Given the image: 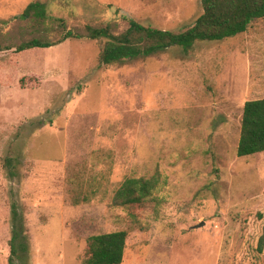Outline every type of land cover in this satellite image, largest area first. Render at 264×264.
Instances as JSON below:
<instances>
[{
	"label": "rangeland",
	"instance_id": "1",
	"mask_svg": "<svg viewBox=\"0 0 264 264\" xmlns=\"http://www.w3.org/2000/svg\"><path fill=\"white\" fill-rule=\"evenodd\" d=\"M33 2L46 20L18 19ZM201 14V0H0L1 45L52 44L0 55L12 96L0 91V264L19 221L16 264H82L87 239L115 231L127 233L122 264H264V152L236 154L243 105L264 99V18L107 66L103 40H63L121 34L130 19L182 33ZM152 176L150 202L113 201L126 179Z\"/></svg>",
	"mask_w": 264,
	"mask_h": 264
},
{
	"label": "trees",
	"instance_id": "2",
	"mask_svg": "<svg viewBox=\"0 0 264 264\" xmlns=\"http://www.w3.org/2000/svg\"><path fill=\"white\" fill-rule=\"evenodd\" d=\"M202 14L194 25L182 32L161 31L144 27L129 20L128 28L121 34H114L110 26L86 28V35L67 31L63 40L87 37L103 40L99 61L103 65L146 58L173 46L189 52L199 41H221L244 33L256 19L264 18V0H201ZM45 7L39 2L30 3L18 17L20 20H33L37 24L46 20ZM52 44L41 38H32L18 45H1L0 55H18L27 49L46 48ZM22 83V81H21ZM264 152V99L247 101L243 105L240 136L236 154L238 157ZM159 186L156 176L150 178H128L115 191L113 201L121 206H141L152 200ZM13 219L19 213L16 204L12 206ZM20 220V219H19ZM18 221V220H16ZM13 227L10 243L9 264H16L14 258L27 252L21 240L24 235L22 221ZM127 233L115 231L90 236L87 239L86 258L82 264H122ZM20 242L17 244V241ZM258 253L264 251V226L257 241Z\"/></svg>",
	"mask_w": 264,
	"mask_h": 264
},
{
	"label": "crops",
	"instance_id": "3",
	"mask_svg": "<svg viewBox=\"0 0 264 264\" xmlns=\"http://www.w3.org/2000/svg\"><path fill=\"white\" fill-rule=\"evenodd\" d=\"M0 91L2 92V97L4 98V100L6 99L7 102L11 100L12 96L8 94L7 87L0 86Z\"/></svg>",
	"mask_w": 264,
	"mask_h": 264
},
{
	"label": "water",
	"instance_id": "4",
	"mask_svg": "<svg viewBox=\"0 0 264 264\" xmlns=\"http://www.w3.org/2000/svg\"><path fill=\"white\" fill-rule=\"evenodd\" d=\"M202 225V223L201 224H199V226H201Z\"/></svg>",
	"mask_w": 264,
	"mask_h": 264
}]
</instances>
